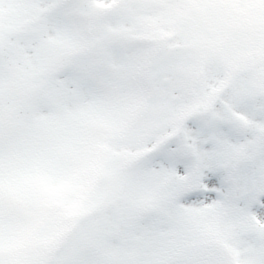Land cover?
Wrapping results in <instances>:
<instances>
[{
	"label": "snow or ice",
	"instance_id": "6c2138e0",
	"mask_svg": "<svg viewBox=\"0 0 264 264\" xmlns=\"http://www.w3.org/2000/svg\"><path fill=\"white\" fill-rule=\"evenodd\" d=\"M0 264H264V0H0Z\"/></svg>",
	"mask_w": 264,
	"mask_h": 264
}]
</instances>
